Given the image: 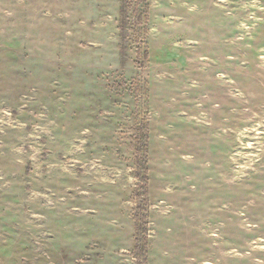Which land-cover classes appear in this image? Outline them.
<instances>
[{
  "label": "rangeland",
  "instance_id": "rangeland-1",
  "mask_svg": "<svg viewBox=\"0 0 264 264\" xmlns=\"http://www.w3.org/2000/svg\"><path fill=\"white\" fill-rule=\"evenodd\" d=\"M0 264H264V0H0Z\"/></svg>",
  "mask_w": 264,
  "mask_h": 264
}]
</instances>
